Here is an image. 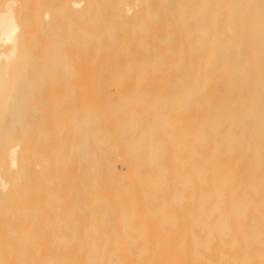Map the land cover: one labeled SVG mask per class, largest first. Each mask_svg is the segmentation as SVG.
Instances as JSON below:
<instances>
[{
    "label": "bare ground",
    "instance_id": "bare-ground-1",
    "mask_svg": "<svg viewBox=\"0 0 264 264\" xmlns=\"http://www.w3.org/2000/svg\"><path fill=\"white\" fill-rule=\"evenodd\" d=\"M16 1L0 12V264H264V0H72V86L131 95L62 104V140L47 103L53 184L47 98L15 97Z\"/></svg>",
    "mask_w": 264,
    "mask_h": 264
},
{
    "label": "rangeland",
    "instance_id": "rangeland-1",
    "mask_svg": "<svg viewBox=\"0 0 264 264\" xmlns=\"http://www.w3.org/2000/svg\"><path fill=\"white\" fill-rule=\"evenodd\" d=\"M7 1L8 0H0V12L5 10V8H6V5L5 4H6ZM71 1L72 0H18V1H16L15 4L12 5V9H13V11L15 13L16 18H18V22H19L20 30H21V36L19 38L20 39V41H19L20 43L18 44V45H20L21 50L20 49H18V50H19V52L21 51L20 53L22 55H24V53H25V55L23 57H21L22 58L21 59V65H20V61H19V63L18 62L15 63L16 61L13 63V65L16 64V67L19 65L18 66V70L15 68V66H13V69L15 68L17 70L16 72L19 71L18 74H17V76H16V78L13 80V82H15V84H16V86H15V91H16L15 97L20 98V99H23V98H25V99H31L30 102H33L32 99H34V101H36L35 99L40 100L42 98V100H40V101L37 100L39 102L38 105L40 104V102L44 103L43 102V97H44V99L47 98V100L45 102L46 105L49 102H52L51 104L53 105L54 99H57V98H58L57 101L58 100L60 101V98L61 99H64L65 98L64 100H61V101L64 102L65 100H70L72 102L71 97L72 96L74 97L75 96L74 94H78L77 93L78 91L77 92L74 91V88L76 87L75 88V90H76L79 87L77 89L79 91L83 89V84L81 86L80 85H77L76 86V84H75V85H73L74 88L72 86V79L74 80V75H73L74 74L73 73L74 70H73V65H72V59H71V62H69L70 61L69 58H72L70 56L72 55L71 52H72V48L74 46V37H75V33L73 32V30H74L75 25L77 24V20L76 19H78V14L76 13V11H74V7L72 6V2ZM257 7L258 8H256V13L261 17V19H264V10L260 9L259 6H257ZM45 11H49L50 13H52V16L56 19L54 22H52L51 25L49 24V26L48 25H45V23L43 21L44 20V12ZM68 51L70 53H68ZM22 52H24V53H22ZM20 53L17 54V57H16L17 59L16 60H18V55ZM64 53L65 54L67 53L68 56L64 55ZM64 56L67 57V58H64ZM63 58H64V60H63ZM65 59H67L66 63H68L67 64V68L69 67L68 69H70L71 71H69V70L66 69V63H64L65 62ZM19 60H20V58H19ZM15 69H14V71H15ZM68 72H71V73L68 74ZM12 73H13V70H12ZM15 74L16 73H14V77H15ZM12 79H10V80H12ZM7 81L9 82V80H7ZM11 83H12V81H11ZM84 85H85L84 86V90L85 89L86 90L85 91L84 90L83 91H80V94H79L80 96L78 95L80 101H78L79 100L78 97L75 96L78 100L73 101L72 102L73 104L72 103H69V101H65L64 103H59V101H58V102H56V105L54 104L55 107L56 106L58 107L61 104V106L59 108L60 111H61V114H60V111L57 108H56V110L59 111V112L55 111V113L56 112L59 113V115L56 113L59 116V118L54 119L55 118L54 116H56L55 113L52 114L53 117H51L52 120H55V124L57 122H59V120L61 121V122H59V127L65 126L67 122L70 123V121H71L68 116H66V118L68 117V119H69L67 122H66L67 119H65V118L60 119V115L62 116V113L63 112L64 113L65 112H68V110H66V109H68V108L74 109L73 107H74V105L76 107L77 106V103L79 105L80 104L81 105H87L88 102H91V100L88 101V98L89 97L92 98V99L96 98V100H100L101 98H103L101 96V94L103 96L108 95V97H111V98L113 97V96H111L112 90H109L110 89L109 86H105V85H101V86H99V85L97 86L96 85L95 86V85H90L89 84L90 85V87H89V85L88 86L86 84H84ZM91 86H92V89H101V88L104 89L105 88L107 90L105 91V93L96 92V93H98V94H96V93H94V91L91 93L90 92ZM127 86L129 87V85H127ZM127 86L126 87L124 86V87L125 88H128ZM132 86H134V85H132ZM132 86H130V87L132 88ZM94 87H96V88H94ZM134 87L135 88H141V87L142 88H145V87L148 88L150 86H139L138 85V87H137L135 85ZM51 92H53L54 94H56V96L53 95L54 97H52L51 95L53 93H51ZM73 92H74V94H73ZM88 92L91 93V94L94 93L93 94V97H91L90 96L91 94H88ZM150 93L149 94H146V95H148V101L151 100L150 102H153L156 99L158 100V98H156V99H154V98L155 97H158L159 94H157L155 92H152V91ZM87 94L89 95L88 98L86 96ZM95 94L98 95V96H101V97H97ZM112 94H114L113 99L114 98L115 99H118V97L119 98H124V97L127 98L129 95H131V93L130 92L128 93V91H127V93L125 92V94L123 93L125 96L121 92H120V94L119 93L116 94L115 91H113ZM126 94H128V95H126ZM139 94H141V93H139ZM142 94H144V93H142ZM65 95H67V96H65ZM82 95H84V96H82ZM174 95H175V93L172 92L171 93V96L175 97L176 95L175 96ZM115 96H117V98ZM152 96H153V98H152ZM67 97H69L70 99H68ZM50 98L52 100H50ZM98 98H100V99H98ZM104 98L109 99V98H107V96H105ZM111 98H110V101L112 102L113 99L111 100ZM48 100H50V101H48ZM33 104L34 103H32V104L29 103V106L32 105L31 107H33V108H31L33 110L30 109L31 110L30 111L31 115H32V111L34 112V110L36 109V108H34V106L36 105V103H35V105H33ZM62 104L67 105L68 108L63 107L64 105H62ZM42 106L45 107L46 110H44V108H41V109H43V111L42 112H40V110L38 111V112H40L41 115L36 116L39 113H37V114L35 113L34 116L37 117V118H39V117L42 118L43 117V120L41 119V122L43 121L44 123H45V119H46V121H48V119H49V121H51L52 124H50L49 121H48L46 123L47 126H45V125H43L44 123L42 122L43 123V124L41 123V125H43L42 126L43 127L42 129L41 128H38V127H35L34 125L37 124L39 121L38 122L36 121V123L34 122L33 124L30 123V121L33 122L35 120H39L40 118L39 119H35V117H33L34 119L31 118V120L29 121V124H30L29 126L30 127L32 126V129H33L32 132H35L36 133V129H41V131L40 130L37 131V132H40V134H41V132L45 130L44 128H47V127L50 128V129L49 128L46 129V130H50V133L51 132L54 133L55 130H59L60 131V128L58 127V124H57V126H55L54 123L52 122V120L50 119V116L51 115H50L49 111L51 109L48 110V113H47V109H49V106L48 105L47 106L42 105ZM54 106H53V108H54ZM71 106H72V108H71ZM35 107H37V105ZM62 107H63V109H62ZM50 108H52V106ZM54 109H53V112H54ZM43 113L45 115H47V116H45ZM69 113H70V110H69ZM69 113H68V115H69ZM65 115H66V113H65ZM65 115L62 116V117H65ZM58 116H56V117H58ZM44 117H47V118H44ZM64 121L66 122L65 124H64ZM69 123H67V126L65 127L66 129H64V127L61 128V132L63 134L62 133L60 134V132H59V135H61V138H60L61 140L64 137L66 138V136L64 134L68 135L67 133H69V132L66 131L67 129H69V127H68L69 126L68 125ZM52 125H54V129L55 130L53 129V126ZM39 127H41L40 124H39ZM57 127L59 129H57ZM34 128H36V129H34ZM51 129H52V131H51ZM53 130H54V132H53ZM68 131L71 132V130H68ZM28 132L32 133L31 130H28ZM43 133H47L48 135H46V136H48V138L45 135L43 136L42 135ZM43 133L41 134V136H43L44 140L42 141L43 138L40 136L42 138V139L40 138V140H41L40 143H42L43 146H44V143L47 142L45 144V147H44L45 150L42 149V150H44V152L41 151V149H39V147H40L39 145L37 147L38 149L36 148L35 145H37V142L34 145V142L32 143L30 141V139H31L30 137H33L35 135L32 138V140H33L37 135H39V133L34 134V135L32 133L33 136H31V135L28 134L30 136L29 137L30 138L29 139V141H30L29 144L31 145V143H32V146L33 145L35 146V147L33 146V149L36 148L35 151L38 150V152H39V150H40V152H43V153H41L42 154L41 155L37 151H36V153H34V150L31 149L32 150L31 152L34 153V154H33V158L31 157L30 159L31 160H34V158L36 159V157H38V154H39V156L41 155V158H42V156L44 157V159L43 158L41 159L42 161L43 160L44 161H47L48 160V162H45V163H47V164L48 163H51V165H52V162L55 163L54 162L55 161V157L52 156L51 154L54 153L55 149H56V151H57V149L59 150L60 147L57 148V146H59L61 142L59 143V141H56V139L58 140V137L55 139V136H59V135L56 134V132L54 133V134H56L55 136L53 134L50 135V133L49 132H46V131H44ZM63 135H64V137H63ZM52 136H54V138H52ZM125 136H126V134H125ZM45 137L47 139H45ZM37 139L39 140L38 137H37ZM49 140H50V144L49 145L51 147L50 146H47ZM53 141H55V144L53 143ZM56 142L59 143V145ZM40 143L38 142V144H40ZM30 145H29V147H30ZM62 146H63V144H62ZM47 147H50V148H52L54 150L51 153L50 152H46L45 153L46 150L47 151L49 150V148L46 149ZM47 153H49V154H47ZM56 153H54L55 156H56ZM59 153H60V151H59ZM47 155H48V157H47ZM34 156H36V157H34ZM51 157L54 158V161H50V159L53 160ZM42 161H40V162H42ZM56 161H57V159H56ZM31 163H32V161H31ZM36 163L37 162L35 161V164ZM39 163H38V166H36L34 163L33 164L36 167L40 168L39 165H41V164H39ZM45 163H44V166L47 167ZM116 163H117L116 164V168H117L118 173L121 176H125L126 173H127V169H125V167L121 164V162H119L120 164L118 162H116ZM56 164H57L56 166L59 165V163H57V162H56ZM34 165H33V168L35 169V175H34L35 177L33 175H31L33 173L30 172L31 173L30 174V181H31V179L33 177H34V179L35 178L39 179V177H38L39 175H36V173L38 172L37 171L38 169ZM51 165H49V168L47 167L50 170V172L49 171L47 172L46 171L47 168H46V170H45L46 173H44V168L45 167L42 166L44 168H43V171L39 169L40 175H41V172H43V174H45V176H48L49 175V177H51L52 175L58 174L57 172H59V170H58L59 167L57 168L56 166L52 165V168L55 170L53 172L52 169L50 168ZM53 166L56 167L57 169H55ZM33 168H31V171L34 172ZM50 174H52V175L50 176ZM41 176H40V178H41ZM49 177H46V178L49 179ZM34 179H32V184H33V180ZM130 179H136V176H134V177L131 176ZM51 180L52 179H49V181L48 180L47 181L48 182H52V184H53L54 183V180H56V179L53 177V181H51ZM31 186H33V185H31ZM47 186H46V189H49L50 187H47ZM49 186H51V185L49 184ZM54 186H55V184H54ZM52 188H55V187H53V185H52L50 189H52ZM31 189H33V187ZM32 191H30V193H33ZM88 208H87V210H88ZM87 210H85V211H87ZM89 210L92 211L91 208ZM89 210H88V212H90ZM183 223H184V221L182 220L181 221V225H183Z\"/></svg>",
    "mask_w": 264,
    "mask_h": 264
}]
</instances>
